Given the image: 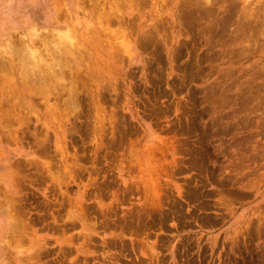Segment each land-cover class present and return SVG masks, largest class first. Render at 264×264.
<instances>
[{
    "label": "rangeland",
    "instance_id": "374dc122",
    "mask_svg": "<svg viewBox=\"0 0 264 264\" xmlns=\"http://www.w3.org/2000/svg\"><path fill=\"white\" fill-rule=\"evenodd\" d=\"M119 1L0 0V264H264V0Z\"/></svg>",
    "mask_w": 264,
    "mask_h": 264
},
{
    "label": "bare ground",
    "instance_id": "6f19581e",
    "mask_svg": "<svg viewBox=\"0 0 264 264\" xmlns=\"http://www.w3.org/2000/svg\"><path fill=\"white\" fill-rule=\"evenodd\" d=\"M117 1H118V0H117ZM120 1H121V0H120ZM120 1H119V2H120ZM122 1H123V0H122ZM122 1H121V2H122ZM255 1H256V0H255ZM80 3H81V2H80ZM125 3H126V2H125ZM254 3H255V2H254ZM115 4H116V3H115ZM131 4H132V3H131ZM263 4H264V3H263ZM263 4L261 3V5H263ZM93 5H94V4H93ZM111 5H112V4H111ZM133 5H134V4H133ZM252 5H253V4H252ZM258 5H259V4H258ZM102 6H103V5H102ZM116 6H117V5H116ZM120 6H121V5H120ZM123 6H124V5H123ZM256 6H257V5H256ZM72 7H73V6H72ZM121 7H122V6H121ZM126 7H127V6H126ZM253 7H254V6H253ZM260 7H261V6H260ZM82 8H83V7H82ZM112 8H113V7H112ZM258 8H259V7H258ZM258 8H256V9H258ZM253 9H255V8H253ZM262 9H263V8H262ZM116 10H118V9H116ZM119 10H120V9H119ZM122 10H123V9H121V11H122ZM254 11H255V10H254ZM257 11H258V10H257ZM257 11H256V12H257ZM72 12H73V11H72ZM87 12H88V11H87ZM117 12H118V11H117ZM261 12H262V11H261ZM119 13H120V12H119ZM263 13H264V11H263ZM263 13H262V14H263ZM256 15H257V13H256ZM57 17H58V16H57ZM246 17H247V16H246ZM262 17H263V15H262ZM122 18H123V17H122ZM122 18H121V19H122ZM239 18H240V17H239ZM249 18H250L249 20H251V21L254 22V23H257V24H258V22L261 23L260 26H259L256 30L259 29V31H260L261 28H264V17H263L262 19H260L261 16H260V17L258 16V17H255V18H251V17H249ZM111 19H112V17H111ZM123 19H124V18H123ZM113 20H114V19H113ZM231 21H232V20H231ZM239 21H240V20H239ZM243 21H244V20H243ZM245 21L247 22V20H245ZM57 22H58V20H57ZM99 22H100V21H99ZM113 22H114V21H113ZM122 22H123V21H122ZM122 22H121V23H122ZM125 22H126V21H125ZM125 22H124V23H125ZM131 22H132V21H131ZM232 22H234V21H232ZM237 22H238V21H237ZM237 22H236V23H237ZM161 23H162V22H161ZM236 23H235V24H236ZM241 23H242V21H241ZM248 23H249V22H248ZM60 24H61V23H60ZM66 24H67V23H66ZM81 24H82V23H81ZM122 24H123V23H122ZM159 24H160V23H159ZM159 24H158V27H159ZM162 24H164V22H163ZM162 24H161V25H162ZM245 24H247V23H245ZM63 25H64V24H63ZM164 25H165V24H164ZM227 25H228V23H227ZM233 25H234V24H233ZM239 25H240V24H239ZM239 25H238V26H239ZM73 26H74V25H73ZM73 26L71 25L72 28L67 27V28H65V29L62 30V31H57V32H56V33H57L56 37L59 36V35H60V36H59L57 39L55 38V39L58 41V42L56 41L55 44L53 43V42H55L54 40H52L53 42L51 41V43H50V41H49V42L45 41V40H44L45 38H44L43 40L45 41V43H43V46L46 45V47L48 46V47H50V48H51V47H63V48H64V47H67V48L69 49V47H74L75 45H77V42H78V44H79V40L77 41L76 38H75V33H74V32H76V30L72 31V30H73ZM124 26H125V25H124ZM173 26H174V25H173ZM231 26H232V24H231ZM241 26H242V24H241ZM245 26H246V25H245ZM245 26H244V24H243L242 27H245ZM251 26H252V25H251ZM59 27H60V26H59ZM86 27L88 28L89 26L87 25ZM126 27H128V26L126 25ZM155 27H157V25H156ZM158 27H157V28H158ZM101 28H103V27H100V29H101ZM133 28H135V26L132 27L131 29L133 30ZM140 28H141V27H140ZM157 28H156V29H157ZM249 28H250V26H249ZM121 29H122V28H121ZM124 29H125V28H124ZM128 29H129V28H128ZM128 29H126L127 32H129ZM135 29H136V28H135ZM158 29H159V28H158ZM237 29H239V28H237ZM77 30H78V29H77ZM83 30H84V29H83ZM83 30H82V31H83ZM90 30H91V29H90ZM103 30H104V29H102L101 32H102ZM126 30H125V31H126ZM244 30H245V29H244ZM262 30H263V29H262ZM262 30H261V32H262ZM93 31H94V30H93ZM96 31H97V30H96ZM104 31H105V30H104ZM134 31H135V30L130 31V34H131V32L133 33ZM149 31H152V30H149ZM153 31H155V30H153ZM247 31H248V30H247ZM259 31H258V32H259ZM263 31H264V30H263ZM85 32H86V30H85ZM157 32H158V30H157ZM233 32H235V31H233ZM239 32H240V30H239ZM245 32H246V31H245ZM261 32H260L259 34H257V33H256V34H253V35L251 34V35L249 36L250 39H248V40L243 39V38H242V40H246V42H247V47H253L254 45H252V43H255L258 39H260V37H264V34H263L264 32H263V33H261ZM37 33H39V32H37ZM53 33H54V32H53ZM90 33H91V32H90ZM92 33H93V32H92ZM94 33H95V32H94ZM135 33H136V32H135ZM153 33H154V32H153ZM240 33L243 34L244 32L242 31V32H240ZM240 33H237V35H240ZM252 33H254V32H252ZM95 34H96V33H95ZM113 34H114V33H113ZM145 34H146V33H145ZM147 34L149 35L148 32H147ZM150 34H151V32H150ZM155 34H156V33H155ZM235 34H236V32L234 33V35H235ZM85 35H86V34H85ZM88 35H89V34H88ZM92 35H93V34L90 35V39L92 38V37H91ZM96 35H97V34H96ZM96 35H94L93 37L96 39V42H98V41H97V40H98V37H96ZM140 35H141V34H140ZM223 35L225 36L226 34H223ZM230 35H231V34H230ZM237 35H235L236 38L239 37V36H237ZM245 35H246V34H245ZM78 36H79V35H78ZM97 36H98V35H97ZM110 36L112 37V35H110ZM142 36H143V34H142ZM142 36H140V37H142ZM144 36H145V35H144ZM144 36H143V37H144ZM151 36H152V34H151ZM151 36H150V38L152 39L153 37H151ZM153 36H154V35H153ZM81 37H82V36H81ZM87 37H89V36H87ZM132 37H133V36H132ZM154 37H155V36H154ZM231 37H232V35H231ZM241 37H242V36H241ZM37 38H38V37H37ZM79 38H80V37H79ZM82 38H83V37H82ZM109 38H110V37H109ZM239 38H240V37H239ZM257 38H258V39H257ZM90 39H89V40H90ZM92 39H93V38H92ZM143 39L145 40V38H143ZM147 39H149L148 36H147ZM151 39H150V40H151ZM227 39H228V38H227ZM233 39H234V38H233ZM240 39H241V38H240ZM240 39H239V40H240ZM41 40H42V38H41ZM43 40H42V41H43ZM83 40H84V39H83ZM105 40H106V39H105ZM107 40H108V39H107ZM110 40H111V39H110ZM110 40H109V41H110ZM140 40H141V39H140ZM225 40H226V39H225ZM261 40H262V38H261L259 41L261 42ZM85 41H86V40H85ZM135 41H136V40H135ZM146 41H147V40H146ZM234 41H235V39H234ZM141 42H142V41H141ZM141 42H140V43H141ZM147 42H148V41H147ZM251 42H252V43H251ZM48 43H49V44H48ZM81 43H82V42H81ZM90 43H91V41H90ZM108 43H109V42H108ZM110 43H111V42H110ZM110 43H109V44H110ZM112 43H113V42H112ZM128 43H129V42H128ZM128 43H126V44L124 43V47H126L125 45L128 46ZM135 43H136V42H135ZM144 43H145V41H144ZM148 43H149V42H148ZM257 43H258V41H257ZM257 43H256L255 45H257ZM24 44H25V43H24ZM83 44H84V41H83ZM83 44H82V45H83ZM142 44H143V43H142ZM258 44H260V43H258ZM21 45H23V44H21ZM82 45H80V46L82 47ZM85 45H86V44H85ZM85 45H84V46H85ZM98 45H99V44H98ZM98 45H96V48H97ZM102 45H103V42H102ZM260 45H264V44H260ZM24 46H25V45H24ZM77 46H78V45H77ZM86 46H87V45H86ZM86 46H85V47H86ZM92 46H93V44H92ZM103 46H104V45H103ZM116 46H117V44H116ZM118 46H119V45H118ZM258 46H259V45H258ZM258 46H255V47H258ZM26 47H27V46H26ZM75 47H76V46H75ZM94 47H95V46H94ZM112 47H113V46H112ZM121 47H122V45L120 46V48H121ZM128 47H130V46H128ZM259 47H260V46H259ZM263 47H264V46H263ZM103 48H104V47H103ZM23 49H24V48H23ZM71 49H72V48H71ZM76 49H77V48H76ZM114 49H115V48H114ZM124 49H125V48H124ZM82 50H83V49H82ZM99 50L101 51L102 49H99ZM37 51H38V50H37ZM58 51H59V50H58ZM72 51H73V49H72ZM79 51H81V50H79ZM112 51H113V50H112ZM121 51H123V50H121ZM124 51H125V50H124ZM17 52H18V51H17ZM59 52H60V51H59ZM67 52H68V51H67ZM85 52H86V51H85ZM125 52H126V51H125ZM35 53H36V52H35ZM69 53H70V52H69ZM82 53H83V55L85 54L84 52H82ZM82 53H81V55H82ZM90 53H91V52H90ZM95 53H96V52H95ZM95 53H93V54H95ZM116 53H117V52H116ZM123 53H124V52H123ZM36 54H37V53H36ZM70 54H71V53H70ZM78 54H79V53H78ZM101 54H102V53H101ZM118 54H119V53H118ZM15 55H16V54H15ZM26 55H27V54H26ZM26 55H24V56H26ZM37 55H38V54H37ZM39 55H40V54H39ZM47 55H48V54H47ZM49 55H50V54H49ZM52 55H53V54H52ZM56 55H57V54H56ZM61 55H62V54H61ZM83 55H82V56H83ZM87 55H88V53H87ZM87 55H84L85 58L83 57V60H84V59H87V58H86ZM19 56H20V55H19ZM40 56H41V55H40ZM57 56H58V55H57ZM93 56H94V55H93ZM104 56H105V55H104ZM115 56H116V55H115ZM20 57H22V56H20ZM20 57H18L17 60L20 59ZM27 57H28V56H27ZM34 57H35V56H34ZM74 57H75V56H74ZM96 57H97V56H96ZM102 57H103V56H102ZM14 58H16V57H14ZM14 58H13V60H14ZM55 58H57V57H55ZM60 58H61V57H60ZM75 58H76V57H75ZM88 58H89V57H88ZM92 58H93V57H92ZM114 58H115V57H114ZM116 58H117V57H116ZM23 59H25V58H23ZM48 59H49V58H48ZM78 59H79V58H78ZM78 59H77V60H78ZM98 59H101V58H98ZM105 59H106V58H105ZM110 59H111V58H110ZM21 60H22V58H21ZM26 60H28V59H26ZM26 60H25V61H26ZM40 60H41V59H40ZM102 60H103V59H102ZM62 61H63V59H59L58 61H56V62L54 61V62H55V63L59 62V63L62 64V63H63ZM78 61H79V60H78ZM88 61H89V60H88ZM117 61H118V60H117ZM18 62H19V60H18ZM21 62H22V61H21ZM42 62H44V61H42ZM82 62H83V61H82ZM59 63H58V64H59ZM79 63H80V62H79ZM96 63H98V61H97ZM99 63H100V62H99ZM99 63H98V64H99ZM102 63H103V61H102ZM102 63H101V64H102ZM117 63H118V62H117ZM21 64H22V63H21ZM71 64H72V63H71ZM93 64H94V63H93ZM55 65H56V64H55ZM72 65H73V64H72ZM99 65H100V64H99ZM56 66H58V65H56ZM59 66H60V65H59ZM100 66H102V65H100ZM112 67H113V66H112ZM3 68H4V67H3ZM60 68H61V66H60ZM105 68H106V67H105ZM62 69H63V68H62ZM99 69H100V68H99ZM39 70H40V69H39ZM100 70H101V69H100ZM55 71H56V70H55ZM63 71H64V70H63ZM99 72H100V71H99ZM102 72H103V71H102ZM102 72H101V73H102ZM112 72H116V71L113 70ZM42 73H44V72H42ZM54 73H56V72H54ZM64 73H65V72H64ZM52 74H53V73H52ZM62 74H63V73H62ZM99 74H100V73H99ZM105 74H106V72H105ZM41 75H42V74H41ZM60 75H61V74H60ZM101 75H102V74H101ZM103 75H104V74H103ZM103 75H102V76H103ZM118 75H119V74H118ZM53 76H55V75H53ZM63 76H64V75H63ZM93 76H94V75H93ZM96 76H97V75H96ZM99 76H100V75H99ZM115 76H117V74H116ZM39 77H40V76H39ZM58 77H59V76H58ZM100 77H101V76H100ZM103 77H105V76H103ZM41 78H42V77H41ZM92 78H93V77H92ZM49 79H50V78H49ZM57 79H58V78H57ZM57 79H56V80H57ZM101 79H102V77H101ZM101 79H99V81H100ZM107 79H108V78H107ZM116 79H117V78H116ZM39 80H41V79H39ZM103 80H104V79H103ZM108 81H110V80L108 79ZM46 82H47V81H46ZM102 82H103V81H102ZM102 82H101V83H102ZM104 82H106V79H105ZM99 83H100V82H99ZM106 83H107V82H106ZM106 83H105V84H106ZM114 83H115V82H114ZM107 84H109V83H107ZM107 84H106V85H107ZM106 85H105V86H106ZM110 85H111V84H110ZM108 86H109V85H108ZM248 121H249V120H248ZM232 148H233V147H232ZM234 151H235V150H234ZM238 151H239V150H238ZM245 154H246V153H245ZM154 193H155V192H154Z\"/></svg>",
    "mask_w": 264,
    "mask_h": 264
}]
</instances>
